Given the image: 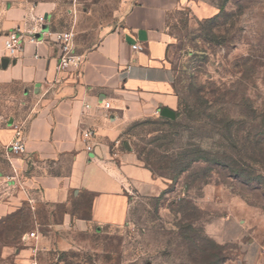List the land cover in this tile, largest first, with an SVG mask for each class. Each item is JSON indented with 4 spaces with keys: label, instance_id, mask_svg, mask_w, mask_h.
<instances>
[{
    "label": "rangeland",
    "instance_id": "374dc122",
    "mask_svg": "<svg viewBox=\"0 0 264 264\" xmlns=\"http://www.w3.org/2000/svg\"><path fill=\"white\" fill-rule=\"evenodd\" d=\"M121 3L0 0V37L11 8L87 49ZM174 25L177 99L124 132L120 225L64 227L66 213L89 217L93 194L57 205L23 183L31 164L10 144L33 99L0 80V264H264V0H184Z\"/></svg>",
    "mask_w": 264,
    "mask_h": 264
},
{
    "label": "crops",
    "instance_id": "0c3cea01",
    "mask_svg": "<svg viewBox=\"0 0 264 264\" xmlns=\"http://www.w3.org/2000/svg\"><path fill=\"white\" fill-rule=\"evenodd\" d=\"M183 1L122 0L116 22L92 47L79 49L75 38L76 51L86 58L78 73L58 70L59 50L51 41L26 38L23 50L10 57L6 34L30 27L36 15L6 10L0 61L8 57L10 62L0 66V80L19 82L33 99L23 125L26 149L17 155L31 164L23 183L40 188L44 199L57 205L80 192L94 196L89 217L66 213L64 227L86 231L123 223L130 205L122 166L124 132L177 99L174 18ZM86 129L96 134L92 152L83 138Z\"/></svg>",
    "mask_w": 264,
    "mask_h": 264
},
{
    "label": "built area",
    "instance_id": "2783aa9c",
    "mask_svg": "<svg viewBox=\"0 0 264 264\" xmlns=\"http://www.w3.org/2000/svg\"><path fill=\"white\" fill-rule=\"evenodd\" d=\"M45 26H48V28L45 29ZM39 34H42V38L38 37ZM26 38H29L31 41L53 42L59 50L58 70L60 72L78 73L85 63V56L76 51L74 32L72 30H52L48 25L46 16H35L30 27L24 28L18 26L6 34L4 46L10 57H16L23 50ZM134 48H137V46L135 45ZM89 106V104L86 105V107ZM104 106L110 108L111 104L110 102H106ZM95 135L93 129H86L83 131V138L86 140V149L90 152L94 150V145L91 144V140ZM24 140L23 127L17 126L15 134L11 140L10 149L17 153L24 152L26 149ZM34 235L35 233H32V236ZM32 263L40 264L37 260H34Z\"/></svg>",
    "mask_w": 264,
    "mask_h": 264
},
{
    "label": "water",
    "instance_id": "95a60500",
    "mask_svg": "<svg viewBox=\"0 0 264 264\" xmlns=\"http://www.w3.org/2000/svg\"><path fill=\"white\" fill-rule=\"evenodd\" d=\"M47 28H48V26H45V29H47ZM38 37H39V38H42V34H39ZM9 62H10V58H8V57H6V58H4V59L2 60V64H3V66H7ZM164 112H165L166 114H172V112H170L168 109H165Z\"/></svg>",
    "mask_w": 264,
    "mask_h": 264
}]
</instances>
